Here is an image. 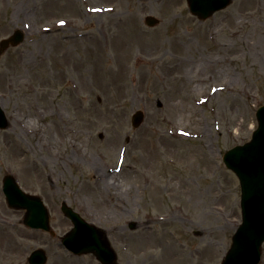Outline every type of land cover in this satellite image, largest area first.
Segmentation results:
<instances>
[{
  "label": "rangeland",
  "instance_id": "1",
  "mask_svg": "<svg viewBox=\"0 0 264 264\" xmlns=\"http://www.w3.org/2000/svg\"><path fill=\"white\" fill-rule=\"evenodd\" d=\"M17 30L23 44L0 54V231L13 235L0 264L37 249L46 264H99L61 245L63 203L105 231L119 264H220L241 222L222 157L250 140L264 105V0L206 20L185 0H0V41ZM7 174L42 199L52 234L7 206Z\"/></svg>",
  "mask_w": 264,
  "mask_h": 264
},
{
  "label": "water",
  "instance_id": "2",
  "mask_svg": "<svg viewBox=\"0 0 264 264\" xmlns=\"http://www.w3.org/2000/svg\"><path fill=\"white\" fill-rule=\"evenodd\" d=\"M229 1L187 0L191 13L202 19L224 8ZM146 23L152 26L157 22L153 18H148ZM20 41L21 35L16 33L12 38L1 43V49H5L9 43L16 45ZM256 116L258 129L253 133L251 142L230 150L224 156L225 165L233 170L240 180L242 224L235 232L230 250L222 264H258L260 260L261 244L264 242V107L258 110ZM140 120L141 115L136 114L133 124L138 125ZM0 126L5 127L1 112ZM3 191L9 206L26 209L24 219L26 225L48 229L47 211L39 198L22 193L9 177L4 179ZM61 210L74 225L64 238L65 244L76 252H92L102 264H115L116 256L103 238V234L84 223L65 205H62ZM77 236L81 237V243L72 246L71 241ZM45 260L44 253L36 251L29 262L44 264Z\"/></svg>",
  "mask_w": 264,
  "mask_h": 264
},
{
  "label": "bare ground",
  "instance_id": "3",
  "mask_svg": "<svg viewBox=\"0 0 264 264\" xmlns=\"http://www.w3.org/2000/svg\"><path fill=\"white\" fill-rule=\"evenodd\" d=\"M57 120L62 121V119H60V118L57 119ZM10 145L13 146V147H16L15 144H11L10 143ZM110 145H112L111 142H110ZM13 149L16 150L15 148H13ZM17 149H18V147H17ZM115 175H116V173H112V174L104 173L101 176H98L99 179H100V182H101V186L104 187V188H108V189H113L114 187H116L117 184L114 182L115 179H116ZM106 192H108V190ZM108 196H109V199H111V200L116 202V203H113L114 207H116L118 202H119L118 198H117V201H116L115 195L108 193ZM0 235H2V237L0 236L1 239L4 236H6V235L9 236L10 238L13 237V235L11 233H6L5 234V232H3V231H0ZM56 263H59V260Z\"/></svg>",
  "mask_w": 264,
  "mask_h": 264
}]
</instances>
